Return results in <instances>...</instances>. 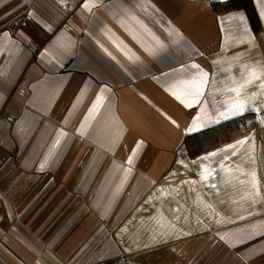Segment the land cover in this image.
Here are the masks:
<instances>
[{"label": "crops", "instance_id": "1", "mask_svg": "<svg viewBox=\"0 0 264 264\" xmlns=\"http://www.w3.org/2000/svg\"><path fill=\"white\" fill-rule=\"evenodd\" d=\"M228 1L0 0V264H264V0Z\"/></svg>", "mask_w": 264, "mask_h": 264}, {"label": "trees", "instance_id": "2", "mask_svg": "<svg viewBox=\"0 0 264 264\" xmlns=\"http://www.w3.org/2000/svg\"><path fill=\"white\" fill-rule=\"evenodd\" d=\"M219 12L230 10H242L248 16L253 31L258 34L262 28V21L254 0H229L225 4L214 3ZM252 114L227 121L217 127L188 136L185 141V149L191 158H197L212 151L224 143L231 141L238 134L246 133L251 127L249 119Z\"/></svg>", "mask_w": 264, "mask_h": 264}, {"label": "built area", "instance_id": "3", "mask_svg": "<svg viewBox=\"0 0 264 264\" xmlns=\"http://www.w3.org/2000/svg\"><path fill=\"white\" fill-rule=\"evenodd\" d=\"M27 18L30 19L31 16H30V15H27ZM181 155H182V152H181V151H178V152L176 153V156H175V158H174L173 164H172V166H171V170H174V169L177 168L178 163H179V160H180V158H181ZM3 164H4V158H3L2 156H0V167H1Z\"/></svg>", "mask_w": 264, "mask_h": 264}, {"label": "snow or ice", "instance_id": "4", "mask_svg": "<svg viewBox=\"0 0 264 264\" xmlns=\"http://www.w3.org/2000/svg\"><path fill=\"white\" fill-rule=\"evenodd\" d=\"M84 7H88V4H85ZM193 67H196L195 65H193ZM256 73L254 72L253 75H255ZM234 109H235V113H239V112H243L245 111V107L242 103H237L235 106H234ZM131 162V161H130Z\"/></svg>", "mask_w": 264, "mask_h": 264}]
</instances>
